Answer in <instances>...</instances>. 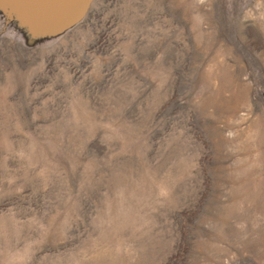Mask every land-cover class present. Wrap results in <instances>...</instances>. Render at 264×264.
Returning <instances> with one entry per match:
<instances>
[{
	"label": "rangeland",
	"instance_id": "obj_1",
	"mask_svg": "<svg viewBox=\"0 0 264 264\" xmlns=\"http://www.w3.org/2000/svg\"><path fill=\"white\" fill-rule=\"evenodd\" d=\"M0 264H264V0L0 6Z\"/></svg>",
	"mask_w": 264,
	"mask_h": 264
},
{
	"label": "water",
	"instance_id": "obj_2",
	"mask_svg": "<svg viewBox=\"0 0 264 264\" xmlns=\"http://www.w3.org/2000/svg\"><path fill=\"white\" fill-rule=\"evenodd\" d=\"M93 0H0L12 14L15 10L33 37L59 35L86 15Z\"/></svg>",
	"mask_w": 264,
	"mask_h": 264
}]
</instances>
